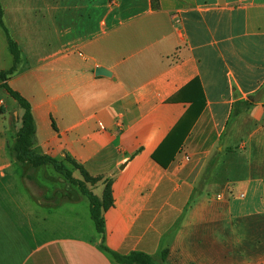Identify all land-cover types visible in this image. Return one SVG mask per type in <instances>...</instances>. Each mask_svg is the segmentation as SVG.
Returning <instances> with one entry per match:
<instances>
[{
    "label": "crops",
    "instance_id": "1",
    "mask_svg": "<svg viewBox=\"0 0 264 264\" xmlns=\"http://www.w3.org/2000/svg\"><path fill=\"white\" fill-rule=\"evenodd\" d=\"M117 1L98 24L96 0L0 1L33 149L113 198L103 236L48 235L49 208L79 200L34 196L11 151L24 110L0 81V264H122L103 246L155 264H264V0ZM13 66L0 28V74ZM195 80L203 112L171 150Z\"/></svg>",
    "mask_w": 264,
    "mask_h": 264
},
{
    "label": "trees",
    "instance_id": "2",
    "mask_svg": "<svg viewBox=\"0 0 264 264\" xmlns=\"http://www.w3.org/2000/svg\"><path fill=\"white\" fill-rule=\"evenodd\" d=\"M154 9L158 8V0H152ZM2 17H3V11L0 5V26L3 27L2 24ZM8 37V46L10 49V52L12 54L13 60H14V66L5 72H2L0 74V79L2 80L1 87L6 90V92L15 99L20 107L24 110L23 115V125L21 130L18 132L15 143L11 147L12 154L17 162L18 165H30L33 168H40L45 165L52 166L56 172L61 174L66 180H68L70 183L77 185L81 192L85 197L88 198L90 202V213L91 218L95 224V227L97 229V232L100 235H104V219H103V211L107 210L109 207L113 205V198H112V191L110 183L106 185L105 192L103 195V198H99L96 196L93 192L88 190L81 182L76 181L73 178L72 172L70 169L60 161H57L55 159L49 158L47 156H43L38 154L33 149V138L35 134V126H34V120L32 116L31 106L28 101H26L24 98H22L18 93L14 92L10 89L7 82L9 78L15 74L17 70V64L20 60V54L19 50L17 48V45L14 43V41L7 35ZM186 91L190 93V103H191V110L190 113H188V125L183 130L180 129L176 130L174 134H172L171 137V143L170 147L171 150L176 149L179 147L180 143L183 141L184 136H186V133L188 131V128L196 121V119L201 115L203 112V108L205 106V98L203 95L202 88L200 86V82L198 80L193 81L187 88ZM185 92V91H184ZM183 127V126H182ZM180 130V131H179ZM182 131V132H181ZM70 164L75 166L80 172L84 175L86 179H88L89 182L97 183V179L91 178L82 167L77 165L72 160H68ZM164 167H167V165L164 164ZM106 252H109L116 261L122 264H155L153 259L144 255V254H132L128 257H121L115 253L110 252L105 246L102 247ZM165 256V253L164 255Z\"/></svg>",
    "mask_w": 264,
    "mask_h": 264
},
{
    "label": "rangeland",
    "instance_id": "3",
    "mask_svg": "<svg viewBox=\"0 0 264 264\" xmlns=\"http://www.w3.org/2000/svg\"><path fill=\"white\" fill-rule=\"evenodd\" d=\"M118 3L119 1L117 0H96L98 15L97 24L101 21V14L112 13L115 17V13L119 5ZM0 5L3 11V27L0 26V28L6 36L7 41L8 35L17 45L20 54V62L22 52L18 43L11 37L9 30L5 25L4 9L2 7L1 2ZM112 19L113 20H108V24L111 25L113 23H117L114 18ZM0 81L2 83L1 79ZM23 168V176L26 177V179H28V182L34 186L33 190L34 196L36 198H39V195H45L46 198H48L50 206L52 205V203L54 204V201H57L58 198L60 200L63 196H66L68 199L71 200H79L75 204H71L66 201L62 206L57 209H53L51 207L49 208L50 211H53V214H51L53 216H50L49 218V236H55L60 234H81L84 238L88 240H93V238L96 237V227L91 218L90 213V202L88 198L83 195L81 189L77 185L70 183L61 174L56 172L55 169L50 165H45L40 168H33L30 165H25L23 166ZM68 168L72 172L73 178L76 181L81 182L88 190L93 192L96 196L102 194V191H100V185L98 183L89 182L88 179H86L84 175L80 172V170H78L72 164H70ZM21 183L22 182H19L17 179L14 182L15 185L19 186V189ZM36 186H38V188H35ZM198 187H202V185H199Z\"/></svg>",
    "mask_w": 264,
    "mask_h": 264
},
{
    "label": "water",
    "instance_id": "4",
    "mask_svg": "<svg viewBox=\"0 0 264 264\" xmlns=\"http://www.w3.org/2000/svg\"><path fill=\"white\" fill-rule=\"evenodd\" d=\"M96 74H97V76H106V77H110L111 76V73L107 72L104 69H97L96 70Z\"/></svg>",
    "mask_w": 264,
    "mask_h": 264
}]
</instances>
